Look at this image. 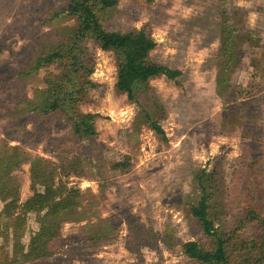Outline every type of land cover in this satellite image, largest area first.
I'll list each match as a JSON object with an SVG mask.
<instances>
[{"label": "rangeland", "instance_id": "rangeland-1", "mask_svg": "<svg viewBox=\"0 0 264 264\" xmlns=\"http://www.w3.org/2000/svg\"><path fill=\"white\" fill-rule=\"evenodd\" d=\"M223 1L155 0L150 4L120 0L112 7L107 29L124 34L150 23L160 44L155 58L187 76L183 87L165 76L150 81L166 104V110L161 111L147 99L163 135L148 124L136 125L138 104L116 89L114 52L91 43L96 59L92 77L107 88L92 91L96 101L83 107L85 112L99 115V134L81 141L63 119L32 117L25 106L26 97L33 98L38 89L48 87L59 72L54 65L35 73L33 67L75 24L63 11L65 0H0V143L52 159L56 184L67 188L57 198L75 190L79 195L77 211L62 228L70 243L46 264H135L139 258L127 247L129 213L159 230L171 223L182 243L201 240L205 233L190 213V203L199 201L202 189L188 169L212 171L215 164H221L226 178L221 197L225 208L232 211L237 176L250 147L264 166V47L246 52L245 67L232 76L233 83L245 85L253 99L251 117L259 128V140L244 137L242 128L225 125L216 69L206 66L217 47L218 9ZM232 2L249 8V24L264 34V0H225V4ZM212 39L216 42L211 44ZM31 69L32 73H27ZM31 167L30 160L11 174L21 184L20 203L33 195ZM7 201L0 192V254L18 258L30 250L41 222L33 208L7 217ZM21 214L27 223L19 236L17 219ZM232 215L227 220H232ZM102 222L111 224L102 228ZM93 225L99 227L98 243L73 236L79 233L84 237ZM253 231L250 225L244 233L250 236ZM143 255L145 264H200L184 254L181 246L170 249L164 243L145 248Z\"/></svg>", "mask_w": 264, "mask_h": 264}, {"label": "trees", "instance_id": "trees-1", "mask_svg": "<svg viewBox=\"0 0 264 264\" xmlns=\"http://www.w3.org/2000/svg\"><path fill=\"white\" fill-rule=\"evenodd\" d=\"M119 3L120 0H65L63 11L75 20V24L62 41L36 60L34 73L53 65L59 72L48 87L38 89L33 98L26 97L25 106L31 109L32 117L44 115L63 119L77 140L98 136L96 120L99 115L83 110L85 105L96 101L92 91L107 88L106 84L92 77L96 70L92 43L114 52L118 71L116 89L138 104L140 113L136 125L148 124L165 135L159 120L153 118L147 99H152L161 111L166 110V104L150 81L165 76L178 87H183V79L187 75L183 70L155 58L153 54L160 44L150 23L141 30L124 34L107 29L109 10ZM218 14L220 31L217 47L212 50L206 66L216 69V87L223 103L225 125L233 129L242 128L244 137L259 140V128L251 117L253 99L245 85L233 83L232 76L245 67L246 52L264 47V34L259 27L249 24L250 9L236 2L225 4L224 0ZM214 42L213 39L210 41L211 44ZM27 73L31 74L32 69ZM30 160L33 195L20 203L21 184L11 174ZM188 170L202 189L199 201L190 203V213L201 224L205 238L182 243L171 223L164 230H159L151 222L129 213L126 217L129 229L127 247L139 258L135 264H145V248H158L162 243L170 249L181 246L184 254L200 264H264V166L260 164L255 148L250 147L242 159L232 211L225 208L221 197L226 181L221 164H215L212 171L196 167ZM56 177L52 159L31 154L18 145L0 143V192L8 200V209L4 210L6 216L33 208L39 213L41 222L30 250L18 258L0 254V264L50 263L51 258L70 243L62 228L63 223L77 211L79 195L75 190L57 198L67 188L64 184L57 185ZM229 212L233 213L232 220H227ZM26 223L25 215H18L19 236L23 235ZM109 224L102 222L101 226L108 228ZM250 225L255 228L254 234L246 236L244 231ZM98 228L93 225L82 238L79 233L73 236L81 241L98 243Z\"/></svg>", "mask_w": 264, "mask_h": 264}]
</instances>
